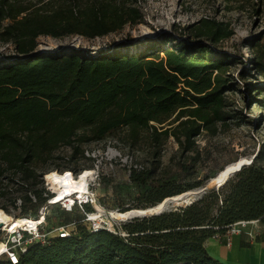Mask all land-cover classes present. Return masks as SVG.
<instances>
[{
  "label": "trees",
  "instance_id": "trees-1",
  "mask_svg": "<svg viewBox=\"0 0 264 264\" xmlns=\"http://www.w3.org/2000/svg\"><path fill=\"white\" fill-rule=\"evenodd\" d=\"M141 22L137 0H0V42L15 50L0 63V176L12 171L22 182L12 192L0 190V197L22 191L18 198L37 204L36 215L43 199L31 166L45 163L62 145L83 156L81 144L127 128L132 139L141 132L151 139L171 136L189 151L202 130L216 133L225 121L226 56L201 41L165 49L162 56L119 53L130 39L96 55L75 49L32 53L40 36L92 39ZM201 23L193 34L212 45L232 35L222 23ZM256 64L264 71L261 59ZM151 174L130 168L129 180L143 187ZM188 191L164 182L147 190L144 199L154 206ZM9 198L15 206L17 198ZM239 221L264 225V172L254 159L183 208L126 221L117 234L77 227L67 238L30 245L17 264H222L206 251L205 241Z\"/></svg>",
  "mask_w": 264,
  "mask_h": 264
},
{
  "label": "rangeland",
  "instance_id": "rangeland-1",
  "mask_svg": "<svg viewBox=\"0 0 264 264\" xmlns=\"http://www.w3.org/2000/svg\"><path fill=\"white\" fill-rule=\"evenodd\" d=\"M137 6L142 14L141 23L125 25L115 33L92 39L78 35L40 36L32 51L67 53L75 49L96 55L120 40L130 39V45L118 50L119 53L162 56L165 49L201 41L213 52L226 56L222 75L229 85L222 94L225 121L217 124L213 135L202 130L191 150L180 148L171 136L151 139L149 132H141L132 139L127 128H123L101 141L81 144L83 156L74 155L71 146L62 145L45 163L31 166L37 174L54 169H70L79 174L82 168H92L93 174L87 182L96 197V208L118 231H122L126 221L112 220L108 212L151 206L145 201L144 193L161 183L174 182L186 191L200 190L196 196L199 199L215 188L211 179L228 164L254 159L255 166L264 172V71L256 64L260 59L264 63V0H137ZM201 21L227 25L232 35L215 45L205 38H196L193 30ZM14 54L13 45L0 42V63ZM140 167L152 173L143 187L129 180L130 168ZM64 177L72 181L69 174ZM26 183L34 187L30 179ZM22 195L19 191L0 197V210L10 218L21 213L33 216L37 204L30 206L15 201L12 206L10 203L9 197ZM178 208L183 207H171L167 211ZM71 218L79 219L81 215L77 211L65 214L54 207L48 213L47 224L54 228Z\"/></svg>",
  "mask_w": 264,
  "mask_h": 264
},
{
  "label": "built area",
  "instance_id": "built-area-1",
  "mask_svg": "<svg viewBox=\"0 0 264 264\" xmlns=\"http://www.w3.org/2000/svg\"><path fill=\"white\" fill-rule=\"evenodd\" d=\"M2 167L4 165H1ZM92 169V168H90ZM68 170H47L43 173H38L37 177L39 187L41 190V197L43 203L38 208L36 215L33 216H19L18 214L11 216L10 221L4 226L0 227V260L6 261L8 264H17L19 255L24 254L27 248L34 243H45L48 239L53 237L67 238L76 233L77 227H82L89 232H97L105 230L113 234H117V229L113 224L103 216L96 208V197L89 182L86 183L85 189L82 193H72L58 198L57 190H55L50 181L47 180V175L54 172L61 176L69 174L72 181L79 178L78 173ZM20 175L12 174V171H5L0 176V190H7L12 192L22 182L19 181ZM98 176L96 177V179ZM58 189V188H57ZM218 189V188H216ZM31 202L35 203L36 198L28 193ZM16 201L20 204V199ZM57 207L59 211L67 214L77 211L81 218H71L67 223H58L56 227H52L48 222L49 211ZM3 211V210H2ZM18 215V216H17ZM16 221H26L27 223L13 227ZM248 224V221H239L227 227L226 235L228 237L240 233ZM111 225V226H110ZM123 236L124 234H120ZM214 235L212 238H216ZM230 245L227 240L226 246Z\"/></svg>",
  "mask_w": 264,
  "mask_h": 264
},
{
  "label": "bare ground",
  "instance_id": "bare-ground-1",
  "mask_svg": "<svg viewBox=\"0 0 264 264\" xmlns=\"http://www.w3.org/2000/svg\"><path fill=\"white\" fill-rule=\"evenodd\" d=\"M249 162H246L245 160L241 159L239 161L224 166L219 172L216 173V175L211 179L210 182H212L214 186H217L219 188L224 184L225 179L233 169H236V167L243 163L248 164ZM92 174L93 173L90 171V169H85L79 173V178L77 180L67 181L64 176L52 172L47 175V180L50 181L53 188L57 190L58 198H61L64 195H70L72 193H82L85 189V185L88 179H90ZM199 192L200 190H191L180 195L174 196L171 199H167L165 200V205H162V209L163 211H167L171 207H185L189 205L194 198H196ZM153 211L154 209H151V207L139 210L130 209L125 212L110 211L108 212V216L112 220L123 222L133 218L147 217L151 213H153ZM10 219L11 218L8 215H6L0 210V227H4L10 221ZM26 223V221H16L14 222L13 227L22 226Z\"/></svg>",
  "mask_w": 264,
  "mask_h": 264
},
{
  "label": "crops",
  "instance_id": "crops-1",
  "mask_svg": "<svg viewBox=\"0 0 264 264\" xmlns=\"http://www.w3.org/2000/svg\"><path fill=\"white\" fill-rule=\"evenodd\" d=\"M248 222L238 234L228 237L224 233L207 239L204 245L209 255L222 264H264V225Z\"/></svg>",
  "mask_w": 264,
  "mask_h": 264
},
{
  "label": "water",
  "instance_id": "water-1",
  "mask_svg": "<svg viewBox=\"0 0 264 264\" xmlns=\"http://www.w3.org/2000/svg\"><path fill=\"white\" fill-rule=\"evenodd\" d=\"M251 161L252 160H250V162L248 163V164H246V163H243V164H241V165H239L238 167H236V169H233L231 172H230V174H228V176H227V178L225 179V181H224V183L227 181V179L229 178V177H231L233 174H235L236 172H238L243 166H247V165H249L250 163H251ZM221 187V186H220ZM219 187V188H220ZM215 188H218L217 186H215ZM172 197H167V198H164L163 200H161L159 203H157V204H155L154 206H151V209H154V211H153V213H151L149 216H147V217H152V216H157V215H160V214H162V213H164V212H166V211H163V207H162V205H165V200H167V199H171ZM197 198H194L192 201H191V203L192 202H194L195 200H196ZM190 203V204H191ZM161 206V207H160ZM160 207V208H159ZM159 208V209H158ZM141 218H144V217H141ZM133 219H135V218H133ZM130 220H132V219H129V220H127V221H130Z\"/></svg>",
  "mask_w": 264,
  "mask_h": 264
}]
</instances>
